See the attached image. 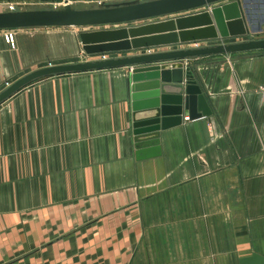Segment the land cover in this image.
I'll use <instances>...</instances> for the list:
<instances>
[{
	"label": "crops",
	"instance_id": "1",
	"mask_svg": "<svg viewBox=\"0 0 264 264\" xmlns=\"http://www.w3.org/2000/svg\"><path fill=\"white\" fill-rule=\"evenodd\" d=\"M71 27L16 28L15 46L0 32V90L39 67L79 60ZM195 58L211 114L192 119L185 108L182 122L141 150L127 66L38 78L0 103V264L264 256V49ZM150 101L136 103L145 110ZM167 102L175 120L178 101Z\"/></svg>",
	"mask_w": 264,
	"mask_h": 264
},
{
	"label": "water",
	"instance_id": "2",
	"mask_svg": "<svg viewBox=\"0 0 264 264\" xmlns=\"http://www.w3.org/2000/svg\"><path fill=\"white\" fill-rule=\"evenodd\" d=\"M251 1L253 0H128L105 5L80 1L51 8L0 10V28L118 25L180 14L221 3L211 10L178 15L139 26L80 33L83 49L87 53L150 48L248 34L261 29V23L256 25L253 21L249 8ZM255 49H264V37L50 64L26 73L2 89L0 103L23 86L45 76L114 66L132 67L128 69V82L134 99L135 141L141 150L148 144L147 141L157 136L158 130L172 122H182L185 108L192 119L212 112L201 85L192 70L184 67L182 59ZM143 98L151 99L146 106L147 111L136 103V100ZM168 99L178 101L179 114L172 121L166 115ZM241 264H264V256L253 252L242 257Z\"/></svg>",
	"mask_w": 264,
	"mask_h": 264
},
{
	"label": "rangeland",
	"instance_id": "3",
	"mask_svg": "<svg viewBox=\"0 0 264 264\" xmlns=\"http://www.w3.org/2000/svg\"><path fill=\"white\" fill-rule=\"evenodd\" d=\"M80 1H83L85 3L92 2L95 5H105V4H113L114 1H117V0H73L72 2L73 3H77V2H80ZM55 2H63V0H0V10L23 9V8H29V9H33V8H51V7H54V3ZM252 2L256 3V0H253ZM11 3L14 4L13 8H11V6H10ZM220 4L221 3H216V4L208 5V6H205V7H200V8H197V9H192L190 11H186V12H183V13H180V14H175L174 16H170L169 15V16L157 17V18H154V19H148V20L139 21V22H136V23L135 22H131V23L118 24V25H109V26H76L77 28H79L77 30V35L80 38V33L82 31L92 32V31H96V30H109V29H116V28H121V27L139 26V25L146 24V23L157 22L159 20H166V19L178 16V15L193 14V13L201 12L203 10H211L214 6H217V5H220ZM255 5L256 4H254V6ZM258 11H259L257 13L258 15H253L254 17L253 16L252 17H253V21H254V23L256 25L259 22L261 23V25H262L261 29L253 30V31L249 32L248 34H241V35L228 36V37H222V38H208V39H202V40H193V41L180 42V45L188 46L190 44H195V42H202V43H207V44L218 43V42H228V41H230L229 39H231V38H234L236 40H241V39H246V38H260V37H264V14H260L262 9L260 11V9L258 8ZM76 27H71V28L74 29ZM0 32L3 34V29H0ZM129 38H131V37H129ZM80 40H81V38H80ZM107 42H109V41H107ZM80 43H81V46H82V42L81 41H80ZM165 45H173V44H165ZM165 45L151 46L150 49L161 48L162 46H165ZM148 49H149V47H140V48L131 49V50H111V51H105V52H100V53H87L83 49V46H82L83 52L80 50V59L77 60V61L86 60V59H97V58H100L101 56H103L104 54L106 55V53H112V54L115 53L116 54V53H122V52L133 51V50H137V51H140V52H145V51H148ZM201 62H203L202 58H197V59L194 58V59H192L190 61V64L188 66H186V67H189L191 70H193L192 72H194V74H196V69L195 68L196 67H200ZM184 67H185V65H184Z\"/></svg>",
	"mask_w": 264,
	"mask_h": 264
},
{
	"label": "built area",
	"instance_id": "4",
	"mask_svg": "<svg viewBox=\"0 0 264 264\" xmlns=\"http://www.w3.org/2000/svg\"><path fill=\"white\" fill-rule=\"evenodd\" d=\"M73 0H63V4H66V3H73L72 2ZM59 3L61 2H55L54 3V6H59ZM11 8L14 7V4L11 3L10 4ZM0 29H3V36L5 38V40L9 43H11L12 46H15V29L16 28H0ZM198 42H195V46H198ZM151 49L149 48L148 51H150ZM83 52V50H81ZM105 55V54H104ZM193 58H184L182 59L183 61V64L186 66H188L190 64V61L192 60ZM128 67V66H127ZM128 68H132V67H128Z\"/></svg>",
	"mask_w": 264,
	"mask_h": 264
},
{
	"label": "trees",
	"instance_id": "5",
	"mask_svg": "<svg viewBox=\"0 0 264 264\" xmlns=\"http://www.w3.org/2000/svg\"><path fill=\"white\" fill-rule=\"evenodd\" d=\"M254 4H256V5L254 6ZM249 8H250V11H251L252 16L253 15H258L257 14L259 12L258 11V8L260 9V11L262 9V11L260 12V14H264V0H256V3H254V2L251 1V3H249Z\"/></svg>",
	"mask_w": 264,
	"mask_h": 264
},
{
	"label": "bare ground",
	"instance_id": "6",
	"mask_svg": "<svg viewBox=\"0 0 264 264\" xmlns=\"http://www.w3.org/2000/svg\"><path fill=\"white\" fill-rule=\"evenodd\" d=\"M60 5H63V3H62V2H61V3H59V6H60Z\"/></svg>",
	"mask_w": 264,
	"mask_h": 264
}]
</instances>
